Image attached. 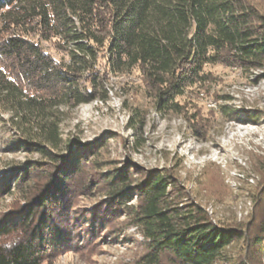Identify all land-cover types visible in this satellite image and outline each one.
Returning a JSON list of instances; mask_svg holds the SVG:
<instances>
[{"label": "trees", "instance_id": "trees-1", "mask_svg": "<svg viewBox=\"0 0 264 264\" xmlns=\"http://www.w3.org/2000/svg\"><path fill=\"white\" fill-rule=\"evenodd\" d=\"M219 64L264 66V0H0V110L42 158L0 178V193L26 200L0 220V264H43L122 216L143 240L137 264H228L240 241L262 256L264 217L246 232L215 222L170 170L119 166L101 157L108 142L68 145L60 131L59 109L104 100L109 75L139 70L157 107L176 112ZM93 192L96 207L73 211Z\"/></svg>", "mask_w": 264, "mask_h": 264}, {"label": "rangeland", "instance_id": "rangeland-1", "mask_svg": "<svg viewBox=\"0 0 264 264\" xmlns=\"http://www.w3.org/2000/svg\"><path fill=\"white\" fill-rule=\"evenodd\" d=\"M204 71L209 81L176 99V112L157 107L139 70L109 75L99 92L104 100L59 109L61 135L68 145L108 142L101 157L119 166L170 170L215 222L246 232L264 217V66L247 70L219 64ZM10 117L0 110V178L42 159L19 143L24 137ZM19 191L12 187L10 194L0 193V220L25 206ZM73 201V211L80 213L102 197L93 192ZM142 241L122 216L43 264H137ZM227 255L228 264L243 259L264 264V254H252L244 241L232 244Z\"/></svg>", "mask_w": 264, "mask_h": 264}]
</instances>
